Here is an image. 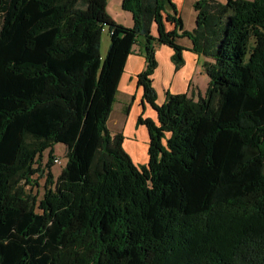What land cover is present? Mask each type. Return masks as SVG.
I'll list each match as a JSON object with an SVG mask.
<instances>
[{"label": "trees", "instance_id": "16d2710c", "mask_svg": "<svg viewBox=\"0 0 264 264\" xmlns=\"http://www.w3.org/2000/svg\"><path fill=\"white\" fill-rule=\"evenodd\" d=\"M107 3L0 0V264H264V0H195L192 31L172 0H123L133 28ZM180 37L208 88L158 105L156 46L178 69ZM137 43V85L157 114L138 119L141 166L108 127Z\"/></svg>", "mask_w": 264, "mask_h": 264}, {"label": "rangeland", "instance_id": "374dc122", "mask_svg": "<svg viewBox=\"0 0 264 264\" xmlns=\"http://www.w3.org/2000/svg\"><path fill=\"white\" fill-rule=\"evenodd\" d=\"M122 3H123V0H108L107 12L115 20V22H117L118 24H120V25H122V26H124L126 28H133V26H134L133 16H132L131 13L123 10ZM188 3L189 2L187 1L185 3V5L182 7L181 15L183 16L182 17L183 22H184V19H185L186 27H187V29H189L188 31H192L193 28L196 25V14H195V10L192 7L188 6ZM129 24H130V27L126 26V25H129ZM185 24H184V27H185ZM173 26L174 25L169 23V22L166 23V27H167L168 31L175 30V26H174V28H173ZM153 35L155 37H158L157 28H156V32L154 31ZM176 42L185 49L184 52H183V61L184 62H183V65L180 68H178V69L176 68V65H175V63L173 61L174 52H173V49L171 47H169L167 45L158 44L156 46V55H157V53H158V51H159L161 46H165L166 48L170 49L173 52V54L171 56L172 57L171 58V62L175 66V70L176 71H180L182 68L185 67L184 65H185V60H186V54H188V53L194 54L195 52L192 51V43H191L189 38L180 37V38L176 39ZM189 44H191V48H187L186 47ZM109 46H110V35H109L108 30L106 29L103 32V35H102V42H101V49H100L101 56H102L103 59L107 55ZM136 50L145 58V55H144L143 51L141 50L139 43H137L134 46V48L132 50V54H134ZM197 55L202 58L203 63H204V58L201 55H199V54H197ZM159 59H160V57L157 55L156 56V60H157L156 71L157 72L162 69V65H160ZM156 71H155V73L153 75V86L156 89L157 93L159 94L161 92L160 89L162 87V84L160 83L161 82V78H160V80H156L155 79ZM199 72L203 73V75H202L203 77H201ZM195 75H196V79L194 80V85L198 86V88L196 89L195 95L198 96L199 93H203L201 89L204 86V84H206V83L208 84L209 83V79H208V77L206 75V72L204 70V66H201V65H198V64L196 65ZM123 80H124V78H123ZM126 81H127L126 84H123V86L119 87V91H118V94H117L116 102H115L114 107H113V112H112V114L110 116V119H109V122H108V127L113 133L115 132V130H118V129H115V124L119 125L120 122H121V124L117 128L126 127L127 129H129V131L131 129H133L132 121H130V120L128 121L129 113H126V110H127L128 106L130 105L129 92H130V86H131L132 83H130L128 81V79ZM136 82H137V80H136ZM138 88H140V87H138ZM142 103H143V107H144V111L142 113L143 118H145V119L148 118L147 116H148L150 111H152L156 115V112H154V110L152 109V107L148 103L144 102V100H142ZM163 103H161L159 95H158L157 104L158 105H162ZM145 111H146V113H145ZM123 117H124V119H123ZM130 122H131V125H130ZM143 126H144V130H145L146 126L145 125H143ZM120 130H122V129H120ZM148 144H149V141L146 140L145 137H143V138H141V137L135 138L133 135H130V132H126V140L124 142V148L128 152V154L131 156V158H133V159H134V157L138 158V159H141L142 157L144 158L146 156V146ZM49 153H50V150L46 151L44 153V161L42 162V165L46 164V162L48 160ZM65 153H66V146L65 145L57 144L54 147V155H55V157H57V158H59L61 160V164H55L54 163V166L52 168V171H53V174H54L55 178H57L61 174L62 169L65 167V165L67 163V159L65 158ZM36 181H38V183L40 185V187H38L37 190H39L40 197H42V195H43V187L45 185L46 180L44 178L37 177Z\"/></svg>", "mask_w": 264, "mask_h": 264}, {"label": "crops", "instance_id": "0c3cea01", "mask_svg": "<svg viewBox=\"0 0 264 264\" xmlns=\"http://www.w3.org/2000/svg\"><path fill=\"white\" fill-rule=\"evenodd\" d=\"M172 1L177 6V9L181 17H183L181 15V9L185 5V3L188 1L189 2L188 6L193 8V4L195 2V0H172ZM219 1L225 2L226 0H219ZM184 24H185V19H184ZM126 26L130 27V24ZM156 28L157 26L154 25L153 34H154V31L156 32ZM185 28L186 30H189L187 29L186 24H185ZM186 47L191 48V44H189ZM172 54L173 52L170 49L166 48L165 46H161L157 53V55L160 57L159 63L160 65H162V69L158 72L156 71L155 79L160 80L161 78L160 83L162 84V87L160 89L161 92L158 94L161 103L165 102L166 93L168 91L173 94H192V93L195 94L196 89L198 88V86L194 85V80L196 79V75H195L196 65L198 64V65L203 66L202 65L203 60L201 57H199L195 53L194 54L188 53L186 54V60H185V65H184L185 67L182 68L180 71H176L175 66L171 62ZM145 67H146V59L136 50L134 54L129 56L127 63H126L125 70H124V74L120 81L119 87L123 86V84H126L127 79L130 83H132L130 86V92H129L130 105L128 106L126 110V113H129L128 121L129 120L132 121L133 129L129 131V129H127L126 127L117 128L121 124L120 122L119 125L115 124V129H118V130H115L114 132V133L122 132L125 136V140H126V132H130V135H133L135 138L145 137L146 140L149 141L148 129L145 127V130H144V126L138 124V119L140 116H142L144 107L142 103L143 90L141 88H138L136 80H137V76L141 72L144 71ZM199 74L201 75V77H203L202 72H199ZM208 84L206 83L202 87L201 89L203 92L202 94L206 92L208 88ZM147 117L152 118L155 121L157 120V114L155 115L152 111L149 112ZM130 125H131V122H130ZM148 149H149V144L146 146V156L144 158L142 157L141 159H138L133 156L134 159L133 158L132 159L137 166L146 165L148 163V160H149Z\"/></svg>", "mask_w": 264, "mask_h": 264}, {"label": "built area", "instance_id": "2783aa9c", "mask_svg": "<svg viewBox=\"0 0 264 264\" xmlns=\"http://www.w3.org/2000/svg\"><path fill=\"white\" fill-rule=\"evenodd\" d=\"M54 163H55V164H61V160H60L59 158L56 157L55 160H54Z\"/></svg>", "mask_w": 264, "mask_h": 264}]
</instances>
